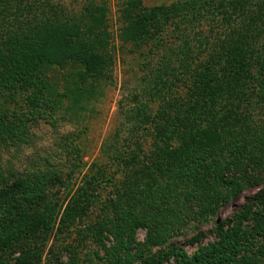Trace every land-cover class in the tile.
Here are the masks:
<instances>
[{"label":"trees","instance_id":"1","mask_svg":"<svg viewBox=\"0 0 264 264\" xmlns=\"http://www.w3.org/2000/svg\"><path fill=\"white\" fill-rule=\"evenodd\" d=\"M37 2L0 0V150L30 143L28 124L77 121L111 81L105 9L88 3L71 15ZM176 4L122 5L119 41L143 62L140 88L101 147L121 183L94 163L58 200L71 178L63 169L82 165L80 137L65 141L77 166L0 164V264H264V0ZM169 13L173 41L153 29ZM104 182L112 192L99 202ZM209 224L213 242L191 254L176 245Z\"/></svg>","mask_w":264,"mask_h":264},{"label":"rangeland","instance_id":"2","mask_svg":"<svg viewBox=\"0 0 264 264\" xmlns=\"http://www.w3.org/2000/svg\"><path fill=\"white\" fill-rule=\"evenodd\" d=\"M42 2L45 0H34ZM54 5H62L68 14L77 13L85 4L91 3V6H98L99 9H105V19L107 20V32L111 39V55L114 57L113 70L111 73V81L102 89V92L97 101H94L92 105L89 104L85 112L80 113L81 117L74 119L69 117L64 121L59 120L55 124L46 122L45 120H39L32 127L29 125V133L31 134V142L26 145H17L9 143L3 144L0 150V164L4 171H29L33 167H42L44 160L47 159L52 165L62 167L65 161L68 160L69 165L77 166L78 160L73 156L68 155L70 153L69 146L66 145V138L73 139L74 137H80L74 139V143L80 141L83 148L81 153V164L78 171L71 173L69 169L64 170V178H68L64 186L59 187L57 198L59 201H66L69 199L76 189L81 185L82 177L90 169V167L97 163L98 168L104 169L106 177H114L117 183H121L124 178L120 174L119 170L112 166L109 160L101 155V147L103 143L119 129L121 124L120 117V104L128 107L131 105L130 96L137 90H139V79L141 78V64L143 62L140 57V52L130 50L129 45L123 46L119 41V34L123 27L121 19V9L125 0H49ZM191 0H141L142 7L146 10H150L154 7L164 5L169 7L172 4L184 3ZM36 4H39V3ZM178 25L177 20L173 18L171 13L168 16L163 17L154 26V32L162 31L164 39H170L173 41L175 35H177L175 28ZM153 32V33H154ZM174 36V37H173ZM148 47H145V51ZM184 91L180 88L177 92L178 96L183 95ZM130 99V100H129ZM130 102V103H129ZM23 106V105H22ZM126 134H122L124 139ZM79 142V144H80ZM80 145V146H81ZM67 157H69L67 159ZM75 166V167H76ZM121 170V169H120ZM114 175V176H113ZM107 183V182H106ZM102 185V188L98 189L99 202L104 201L106 196L112 192V185L110 183ZM255 189L243 194L235 204H244V197L252 196L255 193ZM232 213V207L227 206L220 214L221 219L229 217ZM94 214V213H93ZM91 219L94 215L90 216ZM85 226V225H84ZM81 228V227H78ZM213 225H203L201 227L194 226L191 230L185 231L184 235L176 239V245L181 247L188 254L193 253L198 245L208 244L215 240L213 234ZM144 232L137 234V240L142 242L144 239ZM66 238V237H65ZM76 234L71 238H66L67 243H74ZM198 239V244L189 246L188 240ZM86 249L88 245L86 244ZM86 249H82L85 251ZM65 260V259H64Z\"/></svg>","mask_w":264,"mask_h":264}]
</instances>
